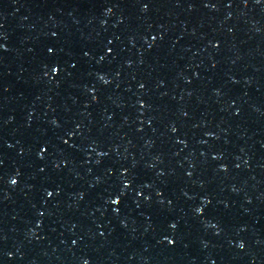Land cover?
<instances>
[{
	"label": "water",
	"instance_id": "1",
	"mask_svg": "<svg viewBox=\"0 0 264 264\" xmlns=\"http://www.w3.org/2000/svg\"><path fill=\"white\" fill-rule=\"evenodd\" d=\"M0 264H264V0H0Z\"/></svg>",
	"mask_w": 264,
	"mask_h": 264
},
{
	"label": "clouds",
	"instance_id": "2",
	"mask_svg": "<svg viewBox=\"0 0 264 264\" xmlns=\"http://www.w3.org/2000/svg\"><path fill=\"white\" fill-rule=\"evenodd\" d=\"M13 183H15V181H13Z\"/></svg>",
	"mask_w": 264,
	"mask_h": 264
}]
</instances>
